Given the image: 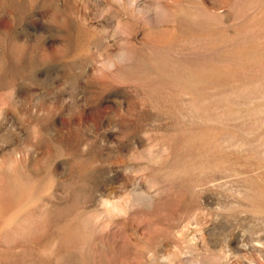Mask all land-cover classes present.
Listing matches in <instances>:
<instances>
[{
	"label": "rangeland",
	"instance_id": "374dc122",
	"mask_svg": "<svg viewBox=\"0 0 264 264\" xmlns=\"http://www.w3.org/2000/svg\"><path fill=\"white\" fill-rule=\"evenodd\" d=\"M0 264H264V0H0Z\"/></svg>",
	"mask_w": 264,
	"mask_h": 264
}]
</instances>
